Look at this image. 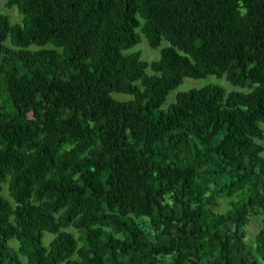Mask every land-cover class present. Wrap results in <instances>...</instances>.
Segmentation results:
<instances>
[{
    "label": "trees",
    "instance_id": "1",
    "mask_svg": "<svg viewBox=\"0 0 264 264\" xmlns=\"http://www.w3.org/2000/svg\"><path fill=\"white\" fill-rule=\"evenodd\" d=\"M6 8L22 21L0 13V264H264V220L246 242L264 216V0ZM142 36L170 47L148 63ZM209 77L249 91L162 110Z\"/></svg>",
    "mask_w": 264,
    "mask_h": 264
},
{
    "label": "rangeland",
    "instance_id": "2",
    "mask_svg": "<svg viewBox=\"0 0 264 264\" xmlns=\"http://www.w3.org/2000/svg\"><path fill=\"white\" fill-rule=\"evenodd\" d=\"M0 13L7 15L10 18L12 24H20L22 21V16L20 15L17 8L7 9L6 8V0H0ZM170 47V44L166 41H163L161 47L154 50L149 48L147 40L144 36H142V42L135 47L133 52H141L142 60L152 63L154 61H158L161 57V52L163 49ZM208 85H217L224 88L228 93L234 91H243L248 92L249 90H242L239 88H235L231 85L226 78L218 79L217 77H209L205 80H193V79H185L184 84L180 86L176 91L170 94L166 103L162 107L163 111H168L169 107L176 102L177 95L182 92H187L191 89H201ZM119 100H128V97L125 96H117ZM5 196L8 197V193L5 192ZM231 200L230 199H223L221 200V206L218 208L219 212L225 211L229 205ZM264 216H257L252 218L251 224L247 227V237L246 242L253 246L256 240L258 233L260 232L263 224ZM54 236L48 235L46 238V244L48 245Z\"/></svg>",
    "mask_w": 264,
    "mask_h": 264
}]
</instances>
